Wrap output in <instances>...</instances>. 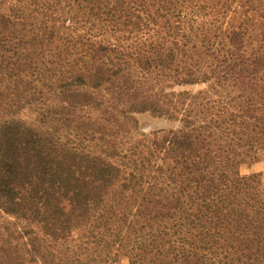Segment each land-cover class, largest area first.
<instances>
[{"label":"trees","instance_id":"obj_1","mask_svg":"<svg viewBox=\"0 0 264 264\" xmlns=\"http://www.w3.org/2000/svg\"><path fill=\"white\" fill-rule=\"evenodd\" d=\"M261 151L264 0H0V264H264Z\"/></svg>","mask_w":264,"mask_h":264},{"label":"rangeland","instance_id":"obj_2","mask_svg":"<svg viewBox=\"0 0 264 264\" xmlns=\"http://www.w3.org/2000/svg\"><path fill=\"white\" fill-rule=\"evenodd\" d=\"M204 89H206V85H196L180 88L176 87L175 91L176 93L189 92L190 94H197ZM136 118L139 122L141 131L147 133L178 125L176 121L167 117L156 116L150 111L138 113ZM241 172L248 181L250 187L249 193L251 195H264V151L259 153L256 161L242 165ZM115 264H128V260L126 258H121V260Z\"/></svg>","mask_w":264,"mask_h":264}]
</instances>
